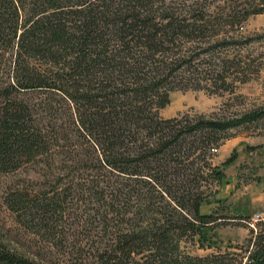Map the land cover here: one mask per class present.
I'll return each mask as SVG.
<instances>
[{"label":"trees","instance_id":"16d2710c","mask_svg":"<svg viewBox=\"0 0 264 264\" xmlns=\"http://www.w3.org/2000/svg\"><path fill=\"white\" fill-rule=\"evenodd\" d=\"M196 4L181 14L165 0H0V173L39 166L49 184L10 188L5 204L50 236L44 251L0 228V264H66L70 219L91 238L92 264H186L179 240L202 239L216 221L195 193V160L264 113L160 117L193 45L206 54L218 27L264 13V0ZM225 64L203 80L226 84ZM256 226L249 264L264 263V222Z\"/></svg>","mask_w":264,"mask_h":264},{"label":"rangeland","instance_id":"374dc122","mask_svg":"<svg viewBox=\"0 0 264 264\" xmlns=\"http://www.w3.org/2000/svg\"><path fill=\"white\" fill-rule=\"evenodd\" d=\"M175 3L181 14L193 1L197 8L214 10L223 0H165ZM232 1V0H228ZM244 7H255L256 0H241ZM195 7V6H194ZM188 11V10H187ZM220 33L210 41L209 52L203 43L193 45L190 67L183 68L176 76V87L169 92V102L160 110L163 119L207 118L239 119L240 117L264 109V13L251 14L241 24L218 27ZM223 41L225 43H223ZM190 54V53H189ZM199 57V58H198ZM198 58V59H197ZM224 59L226 61V84L218 82L212 86L208 72ZM205 75V76H204ZM263 113V112H262ZM255 120L228 130L217 152L205 150L195 160L201 171L197 191L203 200L205 211L216 219L204 230V237L185 236L178 242L175 252L179 262L186 264H249L252 239L257 231V223L249 226L250 219L264 211V113ZM211 147V148H212ZM232 157L233 162L223 165ZM207 163L209 166H206ZM221 172L219 180L211 174V169ZM39 166H27L20 170L0 173V228L9 238L20 239L27 247L39 250L46 247L50 236L27 228L16 220V215L5 204L8 190L24 186L37 191L48 184V177L41 176ZM195 191V190H194ZM244 215V217H242ZM66 258L59 256L66 264H92L85 256L91 244L85 238L82 222L70 219L65 224ZM94 241V240H93ZM82 247L79 256L73 247ZM68 249V250H67ZM48 255L54 258L53 254ZM57 255V254H56ZM58 256V255H57ZM254 263V262H252ZM264 264V263H263Z\"/></svg>","mask_w":264,"mask_h":264},{"label":"built area","instance_id":"2783aa9c","mask_svg":"<svg viewBox=\"0 0 264 264\" xmlns=\"http://www.w3.org/2000/svg\"><path fill=\"white\" fill-rule=\"evenodd\" d=\"M213 153L217 152V149H213L212 150ZM263 220V216L260 214H256L253 218L250 219V223L249 226L254 227V224L256 222L262 221Z\"/></svg>","mask_w":264,"mask_h":264},{"label":"crops","instance_id":"0c3cea01","mask_svg":"<svg viewBox=\"0 0 264 264\" xmlns=\"http://www.w3.org/2000/svg\"><path fill=\"white\" fill-rule=\"evenodd\" d=\"M264 211V210H263ZM261 215H263L264 216V212L263 213H261Z\"/></svg>","mask_w":264,"mask_h":264}]
</instances>
